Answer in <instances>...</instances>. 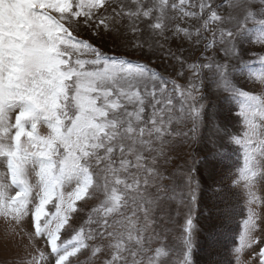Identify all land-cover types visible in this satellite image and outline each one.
I'll return each mask as SVG.
<instances>
[{
  "label": "snow or ice",
  "instance_id": "1",
  "mask_svg": "<svg viewBox=\"0 0 264 264\" xmlns=\"http://www.w3.org/2000/svg\"><path fill=\"white\" fill-rule=\"evenodd\" d=\"M204 186L264 264V0H0V264H221Z\"/></svg>",
  "mask_w": 264,
  "mask_h": 264
},
{
  "label": "rangeland",
  "instance_id": "2",
  "mask_svg": "<svg viewBox=\"0 0 264 264\" xmlns=\"http://www.w3.org/2000/svg\"><path fill=\"white\" fill-rule=\"evenodd\" d=\"M232 106L234 107L235 105H232ZM228 157L231 160L227 159L225 161V163L232 166L233 170L236 167L242 165V157H241V154L239 152L234 151V150H230L228 152ZM201 199L203 202L201 203L200 208H199V217L198 218H199L200 231H199L198 236H197V245L198 246L196 248L195 258L199 259L200 261H204L208 258V253L210 251V249H209L210 244L215 245V247L219 248L221 250V252L223 249L224 250L228 249V248L224 247V245H226L227 242L224 241L222 239V237L220 238L218 236L217 242L215 243L212 239L213 238L212 235L214 234V232H216L220 228H224V227L229 228L230 220L227 222L221 223L219 220H217L215 218L216 212L214 209H212V205L216 201L215 199H217V197L214 196L211 188L204 186V188L202 190ZM205 204L207 205V207L205 206ZM240 208H241V210H243V203L242 202L240 204ZM210 209H212L211 213L209 211ZM239 216L240 215H237L235 217V221L231 226L232 228L236 223H239V222H240V226H242L243 217H241L242 218L241 219V218H238ZM240 219H241V221H240ZM2 229H3V225H2V223H0V233H2ZM240 230H239V232H240ZM5 258H6L5 253L2 250H0V260H3ZM7 258L10 259V257H7ZM214 258L216 259V257H214Z\"/></svg>",
  "mask_w": 264,
  "mask_h": 264
},
{
  "label": "trees",
  "instance_id": "3",
  "mask_svg": "<svg viewBox=\"0 0 264 264\" xmlns=\"http://www.w3.org/2000/svg\"><path fill=\"white\" fill-rule=\"evenodd\" d=\"M228 159L231 160L229 157H228ZM215 200L217 201V199H215ZM241 217L242 216L240 215L238 218H241ZM241 219H240V221H241ZM234 221H235V218L230 220L229 228H227V227L220 228L219 230L214 232V234L212 235L213 236L212 239L215 243L217 242V238L219 236L220 238L222 237V239L227 242V244L224 245L225 248L229 249V248L237 245V243H238L237 236H238V233H239L241 226H240V222H239V223H236L232 228L231 226L234 223ZM228 249H226V250L223 249L220 255L215 256L216 260L221 261V264H227L229 259H231V257L229 256V253H228Z\"/></svg>",
  "mask_w": 264,
  "mask_h": 264
}]
</instances>
